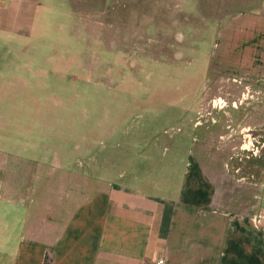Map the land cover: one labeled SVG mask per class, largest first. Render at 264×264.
<instances>
[{
	"label": "crops",
	"instance_id": "1",
	"mask_svg": "<svg viewBox=\"0 0 264 264\" xmlns=\"http://www.w3.org/2000/svg\"><path fill=\"white\" fill-rule=\"evenodd\" d=\"M38 3L0 0V32L26 37ZM214 46L207 78L219 82L213 97L230 104L208 103L202 88L173 191L126 182L107 160L82 161L69 141L45 133L59 128L60 110L23 102L28 93L1 102L0 264H264V219L253 221L264 211V168L241 175L232 164L241 130L264 123V1L220 24ZM235 74L260 82L251 103L232 104L244 89Z\"/></svg>",
	"mask_w": 264,
	"mask_h": 264
},
{
	"label": "rangeland",
	"instance_id": "2",
	"mask_svg": "<svg viewBox=\"0 0 264 264\" xmlns=\"http://www.w3.org/2000/svg\"><path fill=\"white\" fill-rule=\"evenodd\" d=\"M263 1L39 0L26 37L0 32V74L19 80L0 81V105L22 90L23 102L60 110L59 128L45 133L69 141L82 161L107 160L113 171H125L126 182L173 191L203 113L202 88L208 103L227 100L213 97L219 82L207 78L218 28ZM230 76L244 81L236 104L251 103L248 90L260 82ZM243 138L258 151L240 148ZM238 139L233 169L260 174L264 123L242 129Z\"/></svg>",
	"mask_w": 264,
	"mask_h": 264
},
{
	"label": "built area",
	"instance_id": "3",
	"mask_svg": "<svg viewBox=\"0 0 264 264\" xmlns=\"http://www.w3.org/2000/svg\"><path fill=\"white\" fill-rule=\"evenodd\" d=\"M222 99V98H221ZM223 104H226V101L223 100L222 104H219L220 106H224ZM232 104H236V100L232 101ZM244 136V135H243ZM245 137V136H244ZM247 140L245 138H243V141L242 143L239 145L240 148H245L246 150H250L253 153H256L258 151V149L256 147H253V144H252V141H249L251 142V146L249 145H246L248 142H246ZM264 219V211L263 212H258L257 214H255L253 216V221L255 224H258L261 222V220ZM146 264H165V260L163 257H157L156 259H153L149 262H147Z\"/></svg>",
	"mask_w": 264,
	"mask_h": 264
},
{
	"label": "bare ground",
	"instance_id": "4",
	"mask_svg": "<svg viewBox=\"0 0 264 264\" xmlns=\"http://www.w3.org/2000/svg\"><path fill=\"white\" fill-rule=\"evenodd\" d=\"M250 144V143H249Z\"/></svg>",
	"mask_w": 264,
	"mask_h": 264
}]
</instances>
